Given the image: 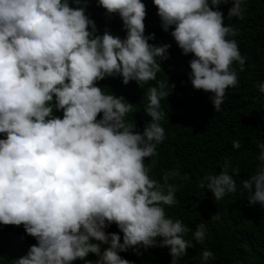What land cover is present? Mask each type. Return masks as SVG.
Instances as JSON below:
<instances>
[{
  "label": "clouds",
  "instance_id": "clouds-1",
  "mask_svg": "<svg viewBox=\"0 0 264 264\" xmlns=\"http://www.w3.org/2000/svg\"><path fill=\"white\" fill-rule=\"evenodd\" d=\"M71 2L77 6L0 0V232L20 234L23 251L15 264H136L120 253L142 256L141 249L155 247L168 248L171 264H178L205 242L208 229L198 224L194 243L185 239L190 227L166 213V206L179 203V186L170 182L180 176L178 167L165 170L162 182L149 175L166 139L161 100L175 88L157 81L158 61L170 58L171 44L150 43L156 35H145L142 0H97L109 16H120L123 39L108 30L98 34L86 14L89 0ZM230 2L227 19L243 20L246 0H154L163 30L172 29L185 56L194 54L189 79L196 90L213 94L216 112L239 82L233 64L244 72L248 59L230 39L237 30L224 23L220 5ZM115 77L142 89L157 81L146 93L151 120L142 131L126 119L133 103L98 86ZM255 86L264 94V82ZM233 148L241 142L234 140ZM257 149L260 163L242 179L250 206H264V143ZM230 166L225 159L219 174L200 181L216 201L237 192L239 168L230 174ZM113 224L118 232L108 230ZM214 258L207 248L199 255L201 264Z\"/></svg>",
  "mask_w": 264,
  "mask_h": 264
},
{
  "label": "trees",
  "instance_id": "trees-1",
  "mask_svg": "<svg viewBox=\"0 0 264 264\" xmlns=\"http://www.w3.org/2000/svg\"><path fill=\"white\" fill-rule=\"evenodd\" d=\"M142 2L147 11L145 35H156L150 43L158 46L171 44L168 49L170 58L158 61L161 71L157 74V81L168 80L169 84H175L172 93L161 100L165 112L161 124L165 128L166 139L157 147L159 155L151 158L157 164L150 167L149 175L162 182L165 170L178 167L180 176L170 182L179 186L176 193L179 203L166 206V213L170 218L183 220L190 227L191 231L185 239L194 243L196 226L204 223L208 229L205 242L197 244L196 248H189L178 264H201L199 255L205 248L212 251L215 257L208 264H264V206H250L248 193L242 187V179L250 178L260 163L257 160V144L264 143V94L255 86L258 81L264 82V0H246L243 20L227 19L231 2L220 5L225 26L231 24L238 32L230 39L237 41L241 54L248 59L244 72H239L238 63L233 64L238 71L239 82L226 90L219 112L215 111L210 99L213 94L196 90L191 84L189 61L194 54L185 56L171 35L172 29L168 32L163 30L154 0ZM70 3L73 7L77 6L71 0ZM86 14L96 22L98 34L108 30L122 39L126 38L120 16H109L103 7L98 6L97 0H89ZM157 81H150L143 89L136 81L124 85L122 77L106 78L97 83L104 92L123 95L133 103V111L126 119L142 131L145 123L151 120L144 111L148 103L146 93ZM54 115L62 117V112L54 111ZM234 140L241 142L240 149L233 148ZM225 159L230 161V174L232 169L239 168L240 174H234L237 192L216 201L213 194L206 187L200 188L199 184L206 174H219ZM145 164L149 166L150 160L146 159ZM197 201V207H194ZM218 212L220 219L213 221L211 216ZM7 226L10 228V225ZM23 229L25 231L24 226ZM7 230L0 232V264H15L21 258L23 245L17 230ZM108 230L119 231L114 224ZM141 251L142 256L133 254L132 250L120 255L136 264H171L168 248ZM96 258L95 254H89L88 259ZM80 264L85 262L80 261Z\"/></svg>",
  "mask_w": 264,
  "mask_h": 264
}]
</instances>
